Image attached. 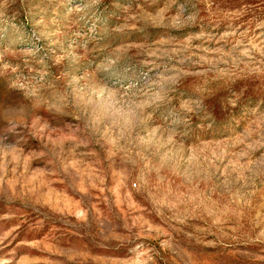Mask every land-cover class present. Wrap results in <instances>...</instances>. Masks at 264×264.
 Segmentation results:
<instances>
[{
  "label": "rangeland",
  "instance_id": "374dc122",
  "mask_svg": "<svg viewBox=\"0 0 264 264\" xmlns=\"http://www.w3.org/2000/svg\"><path fill=\"white\" fill-rule=\"evenodd\" d=\"M0 264H264V0H0Z\"/></svg>",
  "mask_w": 264,
  "mask_h": 264
}]
</instances>
